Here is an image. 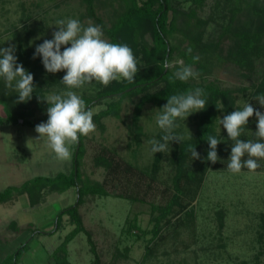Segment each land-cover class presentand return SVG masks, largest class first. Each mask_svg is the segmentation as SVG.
I'll return each mask as SVG.
<instances>
[{
    "label": "rangeland",
    "instance_id": "obj_1",
    "mask_svg": "<svg viewBox=\"0 0 264 264\" xmlns=\"http://www.w3.org/2000/svg\"><path fill=\"white\" fill-rule=\"evenodd\" d=\"M117 5L97 6L96 12L108 24L109 15L118 9ZM173 5L185 11L190 8L187 0H175ZM216 11L219 10L214 9V1L208 0L197 15L205 19ZM85 14L86 8L81 0H0V48L14 46L15 56L22 51L34 53L37 45L52 39V33L58 31L57 20L74 18L87 26L93 21L80 19ZM218 24H221L220 19L206 27L207 39H217L220 32ZM104 38L107 40L105 35ZM146 39L150 40L149 36ZM227 49L222 47L221 55L218 53L217 58L207 64L209 69L204 74L198 72L193 61L186 65V59L179 52L174 53L169 67H180L177 61H182L183 65L191 66L199 73L194 82L207 80L222 88H248L264 78V57L256 63L254 71H247L225 60ZM18 64L27 70L23 61ZM45 72L52 87L43 99L49 94H63L70 90L60 82L65 71ZM101 85L93 81L71 90L81 97L93 96ZM236 97V104L240 107L250 99L248 91L239 92ZM138 100L139 96L125 99L118 118H103V132L93 120L95 131L83 137L81 179L87 184L101 183L109 194L107 197L88 195L79 206L83 225L95 243L99 264H264V240L258 242L257 235L259 214L264 212V168L233 174L228 171L227 164H222L225 168L207 172L196 199L191 203L194 219L185 223L184 215L174 219L171 226L163 228L160 238L152 244L150 256L144 259L145 246L152 237V217L158 214L152 213L151 207L164 206L170 199L173 171L164 153L159 172L155 179L151 178L154 154L150 152L148 141L158 139L161 130L156 124L160 110L155 105L143 107L139 119L143 128L141 145L137 147L132 143L129 128L132 126L134 104ZM108 102L109 99L105 98L93 102L91 110L94 115L105 109ZM45 104L44 100L33 103L34 114L25 121L34 125L43 121L47 116ZM195 113L185 120L178 118L176 134L187 138L193 133L195 121L191 116ZM5 116L0 104V193L7 188L18 189L36 177L54 178L72 171L73 144L68 145L70 159L60 160L48 147L46 137L39 140L35 127L24 124L21 119L17 124L6 123ZM223 117V114L219 116L220 119ZM219 118L217 133L225 135L227 132L219 124ZM99 156L106 157L112 166L98 165ZM119 195L137 198L133 201L117 197ZM39 201L32 206L27 193L15 192L0 204L1 257L13 253L27 242L28 247L18 264H54V250L74 227L69 217L64 215L54 230L56 217L60 210L75 203L76 190L70 188L62 193L48 194L44 191ZM218 211L224 215L222 228L218 226ZM134 218L136 227L129 229ZM11 222L20 230L10 228ZM50 231L52 234H45ZM67 260L69 264H94V256L83 233L68 243Z\"/></svg>",
    "mask_w": 264,
    "mask_h": 264
},
{
    "label": "trees",
    "instance_id": "obj_2",
    "mask_svg": "<svg viewBox=\"0 0 264 264\" xmlns=\"http://www.w3.org/2000/svg\"><path fill=\"white\" fill-rule=\"evenodd\" d=\"M175 0H81L85 5L86 14L80 19L88 18L95 25H99L107 40L111 43L127 44L133 51L137 60L138 72L134 81L127 80L112 81L107 86L101 85L93 96H82L86 109L92 108V103L100 99H109L106 108L93 116L98 128L103 132V118L119 117L121 103L125 99H132L139 96L138 102L134 104L132 126L129 133L132 135V143L139 147L143 128L139 125V119L143 107L146 104H153L158 108L167 103V98L174 94L186 93L188 90L201 88L204 90L203 99L206 100L205 108L191 116L194 119L195 130L181 143L172 142L169 150L165 153L173 171L172 188L173 194L164 206H152L151 211L158 212L152 217L153 227L152 237L145 246L144 259L150 256L152 244L160 238L164 227L171 226L172 221L184 215V223L194 219V209L192 204L196 199L207 172L210 169H222L228 164L233 142L227 134H218L216 130L217 120L221 114L228 115L235 110H242L236 104V94L239 92H249V103L258 111L264 112V107L253 99V97L264 94V78L259 82L252 83L248 88L231 89L222 88L218 84L201 80L194 82L189 79L182 82L174 79L173 73L179 66L165 69L163 61L167 59L171 62L175 52L186 59L185 64L190 61L196 64L200 74H204L209 68L207 64L212 63L213 58L219 53L222 47H227L225 60L234 64L239 69L254 71L256 63L264 57V0H213L214 9L219 10L209 14L207 18L201 19L197 11L202 9L208 0H187L190 8L180 10L174 7ZM117 3L118 9L110 16L107 24L103 18L97 14V6L108 7ZM220 19V32L215 38H206V27L209 23ZM149 36L150 40L146 37ZM70 47V45H68ZM191 49V53L188 52ZM64 50L62 46L61 51ZM33 54L22 51L17 57V63L23 61L27 65V72L34 77V92L27 102L17 103V94L13 89L5 86L3 79H0V104L6 113L5 122L17 124L21 119L24 124L35 127L31 121H25L27 117L33 116V103L43 100L50 88V78L45 76L42 58L33 59ZM219 58V57H218ZM32 64V65H31ZM36 64V66H35ZM42 67V68H41ZM63 88V87H62ZM48 104H45V109ZM46 116L43 121H47ZM178 120V119H177ZM40 122V123H41ZM178 123V121H176ZM255 115L249 118L248 124L240 137L242 140H256ZM177 129V128H176ZM175 129V132L177 131ZM158 132L157 138L162 135ZM215 136L220 140L217 146L218 160L212 163L206 159L209 144L206 141L208 136ZM83 137L73 144V169L69 174H58L54 178L36 177L24 183L20 188H7L0 193V204L9 200L13 193H27L32 206L37 205L43 192L62 193L70 188L76 190V201L74 204L60 210L56 217V230L64 215L69 217L73 229L65 235L63 241L54 250V264H69L67 260V245L78 234L83 233L90 246V252L94 256V264H99V257L95 243L91 238V233L85 229L79 206L88 195L100 197L109 196L101 183L95 182L87 184L80 176V160L83 155ZM190 148L200 154V159L193 160ZM164 153H156L153 158L150 174L152 180L155 179L160 170V163L164 160ZM247 159V157H245ZM260 167L256 171L264 168V159L257 161ZM97 164L111 167V162L104 156L97 158ZM242 170H247L242 169ZM122 199L136 200L134 197L117 196ZM132 198V199H130ZM186 200V202H184ZM223 213L217 212L219 228L223 227ZM181 222V221H180ZM10 228L15 229L16 224L11 222ZM136 227L135 218L129 223V229ZM19 231L20 229L16 228ZM53 230V231H54ZM35 231V230H34ZM50 231L47 234H52ZM44 234L43 232H37ZM258 242L264 240V212L259 214V230L257 232ZM2 242L0 241V247ZM28 247V243L21 244L13 253L4 257L0 255V264H18L19 259Z\"/></svg>",
    "mask_w": 264,
    "mask_h": 264
},
{
    "label": "clouds",
    "instance_id": "obj_3",
    "mask_svg": "<svg viewBox=\"0 0 264 264\" xmlns=\"http://www.w3.org/2000/svg\"><path fill=\"white\" fill-rule=\"evenodd\" d=\"M55 23L58 31L52 33V39H46L36 46L33 59L41 57L43 67L48 73L65 71L66 74L60 82L70 90L63 94H49L43 99L48 104V119L37 124L35 131L39 134V140L47 138L48 147L58 159L68 160L71 157L68 145L78 143L80 136H88L95 131L94 112L86 109L85 101L71 89H80L93 81L104 86L121 79L131 83L138 67L132 49L127 44L106 40L99 25L89 22L85 26L74 18L59 19ZM188 52L191 53V49ZM177 63L181 66L174 71V79L187 82L198 77L199 73L191 66L183 65L182 61ZM163 64L165 69L170 66L167 59ZM0 79H3L6 87L17 93V103L31 99L34 77L22 64L17 63L14 46L0 48ZM203 96L204 90L195 88L167 98V103L159 108L156 115V124L163 134L158 139L148 141L152 154L166 153L172 142L183 141V137L175 132L178 127L176 121L178 118L185 120L192 113L203 110L206 104ZM253 99L264 107V94ZM253 115L257 121L256 140H242L240 137ZM219 124L233 142L227 164L228 171L239 174L246 168L249 172H255L260 167L258 159H264V112L256 110L251 103L246 102L242 110H235L222 119L219 118ZM206 141L209 144L206 159L214 164L218 160L217 146L220 140L209 135ZM190 152L193 160L200 159L195 148H190Z\"/></svg>",
    "mask_w": 264,
    "mask_h": 264
}]
</instances>
